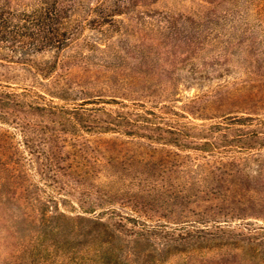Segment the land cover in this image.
Masks as SVG:
<instances>
[{
  "label": "rangeland",
  "instance_id": "1",
  "mask_svg": "<svg viewBox=\"0 0 264 264\" xmlns=\"http://www.w3.org/2000/svg\"><path fill=\"white\" fill-rule=\"evenodd\" d=\"M209 7L206 0H136L130 12L117 14L104 10L100 0H0L1 85H10L19 91L33 89L69 108L80 106L84 101L99 102L88 103V107L116 108L119 104L112 102L114 98L131 107L141 103L144 106L136 105L137 109L157 113L154 121L179 120L182 124L188 123L185 127L193 134L206 125L222 121L226 124L224 118L229 115L254 118L252 125L237 124L236 129L215 132L211 136L216 145L213 151L206 148L180 151L187 156L183 165L187 175L202 181L199 182L202 187L208 184L212 170L223 167L218 162L223 159L227 164L224 169H237L241 193L228 200L209 199L206 190V196L202 193L198 201L191 199L183 205L170 197L165 201L158 194L146 212L119 207L126 216L130 215L124 220L130 231L116 241L119 247H111L113 253L106 258L108 264H264V144L256 142L254 147L245 148L235 138L250 130L264 136V124L259 125V121L264 123V22H256L252 33H242L232 40L227 53L219 58L213 48L218 41L229 40L225 35L214 43L206 44L205 40L178 54L172 86L169 80L163 82L166 85L144 88L138 80L142 86L129 90L120 80L135 72L138 56L124 55L118 47L119 40L123 39L120 45L125 47L135 43L143 14L153 13L155 18L159 12L191 15L200 21ZM225 32H229V27ZM65 37L68 42L61 49L45 46L51 39L58 41ZM22 46H25L23 51ZM217 62L220 67L215 65ZM49 65L52 67L46 72ZM25 119L38 127L46 125L51 134L59 135L56 143L61 147L56 155L62 165L66 164L62 159L70 156L71 150L63 140L70 139L74 133L69 126L62 128L56 117L43 116L37 110L29 112ZM14 125L10 120L0 122L1 131L10 135L11 149L17 153L14 157H20L17 173L21 183L20 187H14L12 182L3 179L2 173L7 174L6 171L0 170V264H57L62 260L58 254L61 249L46 247L45 243L50 241V234H44L47 227L30 210L45 205L47 208L52 201L63 197L75 205L81 195L69 187L61 190V181L50 178L51 174L43 168V158L35 157L32 165L31 148L25 144L26 137L20 127ZM27 133V138L38 146L36 150H50L39 141L45 135L41 130ZM79 133L88 138L97 134L88 130ZM227 134L228 140L223 141L224 137L220 136ZM97 135L107 139L119 136L116 132ZM192 138L197 143L205 140ZM105 165L100 166L105 168ZM94 182L106 183L102 177ZM112 188L124 197L137 191L131 185L116 184ZM8 193H19L20 204ZM70 205L61 207L68 209ZM19 207L24 211L22 215L14 212ZM179 207L189 219L206 218V233L195 231L190 223L178 222ZM202 224L195 223V226L203 227ZM135 231L152 236L136 237Z\"/></svg>",
  "mask_w": 264,
  "mask_h": 264
},
{
  "label": "trees",
  "instance_id": "2",
  "mask_svg": "<svg viewBox=\"0 0 264 264\" xmlns=\"http://www.w3.org/2000/svg\"><path fill=\"white\" fill-rule=\"evenodd\" d=\"M206 2L210 7L200 21L191 15L178 16L159 12L155 18L156 15L153 13L143 14L135 43L127 44L125 47L120 45L123 39L119 40L118 47L124 55L131 58L138 56L135 72L129 74L130 77L128 75L121 77L122 84L129 90H135L142 86L138 85V80L144 84V88L151 85L161 86L164 81L170 80L172 86L178 54L187 52L192 46L204 43L205 40L206 44L214 43L221 35H225L229 40L218 41L214 47L216 50L213 48L214 54L219 58L227 53L232 40L237 39L242 33H252L256 22L261 24L264 22V0H206ZM135 4L136 0H100L104 10L117 14L130 12ZM249 11L253 13L250 14ZM228 27L229 32L226 33L225 29ZM240 27L242 29L237 33ZM67 42L66 37L58 41L51 39L45 46L61 49ZM24 47L22 46V51ZM215 55L213 57H216ZM215 65L219 66L218 62ZM51 67L47 66L46 72ZM185 80H189V77H185ZM251 85L253 89L256 88ZM259 91L257 89V93ZM254 94L253 92L252 95ZM112 102L119 106L88 107V103L99 102L84 101L80 106L69 108L66 104H57L53 99L33 89L19 91L10 85L0 84V122L10 120L15 123V127H20L26 137L25 144L31 148L29 159L32 165L36 162L35 157L43 158L45 160L42 163L43 168L51 174L50 178L57 182L61 181V190H67L69 187L71 191L78 190L81 195L75 205L69 203V198L63 197L61 200L52 201L47 208L45 205L30 210V214L34 218L37 216L38 221L47 227L44 234H50V241L45 243L46 247H60L58 254L62 260L57 264H108L106 258L113 253L111 247H119L116 241L122 240V234L127 235L130 231L124 224V220L130 215L126 216L124 211L120 210L122 207H131L136 212H146V208L154 202L158 194L162 195L165 201L170 197L183 205L191 199L192 202L198 201L203 196L202 193L206 196V190L209 199L228 200L229 197L241 193L237 169L234 167L224 169L227 164L223 159L218 161L223 167H218L219 171L212 170L208 184L202 187L199 185L202 181H196L187 175L183 168L187 156L182 155L180 151L186 148H206L213 151L216 145L211 136L215 132L236 129L234 125L237 124L252 125L254 118L229 115L224 118L226 124L222 121L219 124L206 125L193 134L185 127L188 123L182 124L179 120L172 123L154 121L157 113L144 108L137 109L136 105L144 106L141 103H134L131 107L123 100L114 98ZM35 110L43 116L56 117L55 121H60L64 126L62 128L69 126L74 132L70 139L63 140L71 150L70 156L62 159L66 164L62 165L56 155L57 149L61 147L56 143L60 139L59 135L51 134L46 125L38 127L31 120L25 119L29 112ZM260 124H264L263 121H259ZM29 130H41L45 134L41 135L39 141L42 146L50 148L48 152L44 149L36 150L38 147L36 143L33 139L27 138ZM81 130H88L91 134L116 132L119 136L107 139L94 134L88 138L79 133ZM9 136L0 129V170L7 173H2L3 179L12 182L17 188L21 186L20 174L17 173L20 157H14L17 153L11 149L13 146L8 141ZM227 136L228 134L220 137L227 141ZM192 137H201L205 140L197 143ZM235 138L244 144L241 146L245 148L254 147L256 142L264 144V136L255 130L235 135ZM102 163L107 167L100 166ZM101 177L106 181L105 185L94 182ZM116 184L136 186L137 191L124 197L113 190L112 187ZM7 195L13 197L15 203L20 204L19 193ZM68 204H71L69 207L71 209L61 207ZM73 208L78 211L75 213ZM178 210V222L190 223L195 231L206 233V218L189 219L183 208L179 207ZM14 212L22 215L24 211L19 207ZM195 223H203V227L195 226ZM150 235L135 231L136 237Z\"/></svg>",
  "mask_w": 264,
  "mask_h": 264
}]
</instances>
